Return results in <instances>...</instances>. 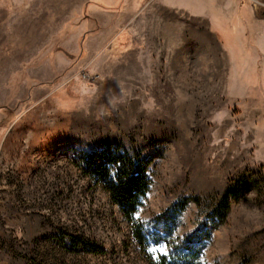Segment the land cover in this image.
<instances>
[{
    "label": "rangeland",
    "instance_id": "374dc122",
    "mask_svg": "<svg viewBox=\"0 0 264 264\" xmlns=\"http://www.w3.org/2000/svg\"><path fill=\"white\" fill-rule=\"evenodd\" d=\"M108 144L151 161L143 245L73 162ZM163 255L264 264V0H0V264Z\"/></svg>",
    "mask_w": 264,
    "mask_h": 264
},
{
    "label": "trees",
    "instance_id": "16d2710c",
    "mask_svg": "<svg viewBox=\"0 0 264 264\" xmlns=\"http://www.w3.org/2000/svg\"><path fill=\"white\" fill-rule=\"evenodd\" d=\"M74 164L96 185H101L108 193L110 200L120 208V212L134 227L136 239L144 244L145 232L143 225L135 220L151 180L148 175L151 161L136 150H126L120 146L105 145L89 153H78L73 159ZM241 182L231 186L223 195L217 216L223 221L231 209L232 199H239L242 193ZM74 250L102 253L103 249L96 243L82 238L71 241ZM158 264H179L178 259L161 256ZM181 264H189L184 261Z\"/></svg>",
    "mask_w": 264,
    "mask_h": 264
},
{
    "label": "crops",
    "instance_id": "0c3cea01",
    "mask_svg": "<svg viewBox=\"0 0 264 264\" xmlns=\"http://www.w3.org/2000/svg\"><path fill=\"white\" fill-rule=\"evenodd\" d=\"M69 5H70L69 1H68V2H65V3L63 4V8H67V7H69Z\"/></svg>",
    "mask_w": 264,
    "mask_h": 264
}]
</instances>
